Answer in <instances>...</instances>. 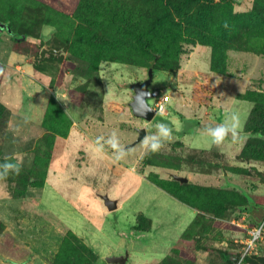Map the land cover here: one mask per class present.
<instances>
[{"label": "rangeland", "instance_id": "obj_1", "mask_svg": "<svg viewBox=\"0 0 264 264\" xmlns=\"http://www.w3.org/2000/svg\"><path fill=\"white\" fill-rule=\"evenodd\" d=\"M42 1L72 15L81 0ZM253 4L254 0H235L234 11H250ZM39 31L47 45L56 32L49 25ZM32 41L24 44L31 51L36 45ZM12 45L11 37L0 30V66L6 68L0 101L9 111L6 124L0 128V156L19 162L23 170L33 166L38 139L46 132L43 119L51 101L66 114L59 123L70 122V131L66 137H56L43 186L0 181V220L5 224L0 234V264H52L69 231L96 252L98 264H109L105 257L117 251L130 254L128 264H239L235 259L254 226L249 214L237 208L219 216L199 211L193 223L181 213L174 197L143 179L149 174L162 179H171L173 174L190 178L199 171L211 174L210 182L203 176L199 183L230 191L244 189L259 193V200L263 199L260 185L264 175L256 169L247 174L230 166L219 152L238 153V142L215 146L203 134L197 133L194 140L183 136L192 135L194 128L223 124L228 113L222 108L228 100L235 104L236 100L244 101L242 95L251 90L264 92V54L226 51L228 72H215L209 82L215 88L212 100L219 108L218 115L213 114L215 120H209L203 110L186 107L185 101H194L190 99L194 90L203 89L198 87L205 73H210L212 48L185 44L180 69L154 72L150 89L170 95V101L167 114H157L148 122L133 115L130 106L134 95L131 84L148 79V68L102 61L94 73L85 62L65 58L49 59L38 71L36 57L20 55L16 59ZM47 45L43 47L49 48ZM149 103L154 104V98ZM236 105L229 113H239L245 128L247 115ZM160 122L173 128L164 149L153 153L144 148L143 140L128 147L139 135L137 128L145 126L150 135ZM113 133L128 152L123 159H117L106 143ZM99 137L104 138L102 150L96 143ZM192 144L209 148H191ZM147 161L157 163L145 165ZM257 163L264 169V162ZM104 196L117 200L119 208L108 210ZM142 214L154 220L150 231L135 228L143 224L139 219ZM70 254L73 257L69 260H76L75 253ZM253 255H264V231Z\"/></svg>", "mask_w": 264, "mask_h": 264}, {"label": "trees", "instance_id": "obj_2", "mask_svg": "<svg viewBox=\"0 0 264 264\" xmlns=\"http://www.w3.org/2000/svg\"><path fill=\"white\" fill-rule=\"evenodd\" d=\"M234 2L235 0H81L73 14L69 15L42 0H0V21L12 30L11 34L6 30L2 31L11 37L13 49L36 57L34 66L38 71L43 69L42 64L49 59L68 58L71 61L85 62L90 72L94 73L98 72L102 61L126 63L148 70L153 68L154 72L174 73L181 67L180 57L186 53L185 44H201L212 48L211 71L225 75L228 72L227 50L264 54V0H254L250 11L240 13L234 11ZM43 25L53 26L56 31L48 45L44 44L40 36L39 30ZM23 35L26 37L22 38ZM29 40L36 44L32 51L24 47ZM45 45L63 52L50 53L41 60L40 52ZM4 74L5 69L0 66V86ZM206 78L207 76L200 82L201 87L197 85L203 89H195L193 92L194 100L204 106L210 104L214 91ZM242 99L253 105L244 129L247 141L238 158L246 163L264 162V92L251 90L243 94ZM8 113L7 107L0 101V128L6 124ZM65 115L57 103L49 102L43 119L46 132L38 139L33 166L29 170L22 169L16 178L9 175L7 181L26 186L44 185L56 137H66L70 131V122L59 123L60 118ZM257 133L260 138H257ZM221 155L226 159L224 154ZM6 161L13 162L0 156V164ZM145 163L156 165L157 162ZM237 168L247 174H252L251 170L256 169ZM257 173L264 175L258 170ZM148 179L181 202L195 208L198 211L196 217L199 216V211L219 216L230 208L250 211L256 203L264 204V197L259 200L261 197L244 189L230 191L226 188L185 183L174 178L162 179L155 174H149ZM140 218L143 224L138 223L135 228L149 230L152 221L145 215H140ZM4 229L5 224L0 220V234ZM71 252L75 253L76 258L72 262L69 260V256L73 257ZM85 255L87 258H82ZM249 256L243 259V264H264V255ZM97 260L96 252L82 243L73 231H69V236L64 238L52 264H98Z\"/></svg>", "mask_w": 264, "mask_h": 264}, {"label": "crops", "instance_id": "obj_3", "mask_svg": "<svg viewBox=\"0 0 264 264\" xmlns=\"http://www.w3.org/2000/svg\"><path fill=\"white\" fill-rule=\"evenodd\" d=\"M12 53H14L13 55H15L16 57V59H19V57L18 56H28V55H26V54H24V53H20V52H17V51H15L14 49H13V47H12ZM5 73H6V68H5ZM5 75V74H4ZM4 75H3V78H2V82H1V86H2V83H3V80H4ZM177 75H179L178 73L177 74H175L174 76H177ZM205 75L207 76V78L205 79L206 81H208V83L210 82L211 83V81H212V79H214V76H215V72H213V71H211V69H210V73H205ZM215 79H216V77H215ZM10 81H12V76L10 77V79H9ZM209 83V85H211L212 86V84H210ZM1 88V87H0ZM213 89H214V91H215V88L213 87ZM213 91V96L215 95V92ZM190 99H193V97L192 98H190ZM214 99L213 100H211V102H210V104L209 105H207V106H204V105H201V104H199L197 101H191V102H189V103H187V101H185V103L186 104H188V106H186V107H189V105H190V107L191 108H198V109H201V110H203L204 112H203V115L205 116V118L206 119H209V120H215V118H214V115L213 114H217L218 115V110H219V108H218V106H217V104L215 105V103H214ZM246 100H244V101H240V100H236L235 101V104H233V102L232 101H230V100H228L227 102H226V104H225V106L222 108V110H223V112L226 110L227 111V113H229L231 110H232V108H233V106H235L236 104V106H238V109L237 110H243L245 113H246V115H247V119H248V117H249V114H250V112H251V109H252V103H250L249 101V103H247V102H245ZM193 103H194V105H193ZM192 106H194V107H192ZM185 107V108H186ZM171 110H172V108H170ZM225 109V110H224ZM216 111H217V113H216ZM46 112V111H45ZM244 129L245 128H243V131H244ZM175 130H177V132H178V130L179 129H176V127H175ZM205 130L206 129H204V130H202V129H200V128H194L193 129V131H194V133L192 134V135H190V136H188V137H185V136H183L184 138H191V139H193L194 140V137H195V135H197V133L198 134H203L204 135V137H206L207 135H206V132H205ZM245 134V133H244ZM199 136V135H198ZM207 138H208V136H207ZM246 141H247V136H246V138L244 139V141H239L238 143H235V144H238L237 145V147H239L238 148V150L240 149V151L238 152V153H236V152H231V153H229V152H225V151H219L221 154H224L225 156H226V161L229 163V165L230 166H239V167H246V168H256V170H259L260 172H264V169L262 168V166L261 165H259L257 162H251V163H246L245 161H242V160H240V159H238L237 158V156H239V154L241 153V151H242V149H243V146H244V144L246 143ZM194 143V142H193ZM196 143V142H195ZM197 144H192L191 145V148H197V149H208L209 147H202V146H199V144H198V146H196ZM210 148H212V147H210ZM224 169V168H223ZM227 173V172H226ZM227 175V174H226ZM203 176H206L205 178V180H209L208 182H210L211 180H210V178H211V174H207V175H205V174H203V173H201V172H199V171H195V172H193V174L192 175H190V178L188 177V176H185V177H187L188 179H190V180H188V182H191V183H194V184H198V185H204V186H209V184H205V183H199L198 182V180L199 179H201L202 180V177ZM236 177V176H235ZM235 177H233L234 179H235ZM143 180H147V181H149V182H151L148 178L147 179H143ZM154 184V183H153ZM155 185V184H154ZM157 186V185H156ZM210 186H212V185H210ZM261 186V188H262V190L263 191H261L260 192V194H264V182H263V184H261L260 185ZM158 187V186H157ZM158 188H160V187H158ZM161 190H163V192H166L167 194H169L167 191H165L164 189H162V188H160ZM58 191V190H57ZM247 192L248 193H250L248 190H247ZM58 193H60L59 191H58ZM250 194H253V195H256V194H259V193H250ZM170 196L173 198L174 196H172L171 194H170ZM170 197V198H171ZM174 201H175V203L176 204H178V206H179V209H180V211H181V213L182 214H185V215H188L187 217H188V219H191V222L196 218V216L198 215V211L195 209V208H192L191 206H189V205H187V204H185V203H183V202H181L180 200H178L177 198H175L174 197ZM117 201V200H116ZM118 202V201H117ZM119 202H118V207H117V209L119 208ZM183 206H185V207H183ZM188 209H192V212L191 213H189L188 212ZM245 213H247V214H249L250 216H251V218L253 219V221H254V226L255 225H257L263 218H264V204L263 203H256V205L254 206V208H250V211H248V210H246L245 211ZM142 215H144V214H142ZM146 216V215H145ZM147 217V216H146ZM148 219H150L151 221H152V223H154V220L153 219H151L150 217H147ZM190 222V223H191ZM152 223H151V227H152ZM189 223V224H190ZM188 224V225H189ZM151 227H150V229L149 230H147V231H150L151 230ZM116 253V255H119V254H122V253H120V252H115ZM119 253V254H118ZM129 256H130V254H129Z\"/></svg>", "mask_w": 264, "mask_h": 264}, {"label": "clouds", "instance_id": "obj_4", "mask_svg": "<svg viewBox=\"0 0 264 264\" xmlns=\"http://www.w3.org/2000/svg\"><path fill=\"white\" fill-rule=\"evenodd\" d=\"M227 26V25H225ZM161 114L164 112V107L161 106ZM206 135L210 139V143L215 146H221L225 143L239 142L246 138V134L243 131V124L241 117L237 112H231L226 114L225 121L215 127L209 126L205 130ZM257 138H260V134L257 133ZM173 136V128L169 123L160 122L156 125V132L150 135H146L143 138L142 144L145 149L155 153L165 148L166 143L171 141ZM103 137L97 138V145L100 149H103ZM106 143L114 150L117 159H123L127 154V150L121 145L119 137L113 133L106 141ZM22 171V165L19 162H4L0 164V181H5L11 174L19 175Z\"/></svg>", "mask_w": 264, "mask_h": 264}, {"label": "water", "instance_id": "obj_5", "mask_svg": "<svg viewBox=\"0 0 264 264\" xmlns=\"http://www.w3.org/2000/svg\"><path fill=\"white\" fill-rule=\"evenodd\" d=\"M0 30H6L9 34H11L12 32L11 28L2 21H0ZM25 37H26L25 35L22 36V38ZM62 52H63L62 50L58 51L53 48L43 47L40 52V59L42 60L47 54L50 53L61 54ZM153 78H154V70L153 68H150L148 70V79L144 81H137L131 84V88L134 92L133 100L130 103L133 115H135L138 118L144 119L148 122L153 121L157 115L156 110L149 103V99L156 98L160 94V91L158 89L151 90L149 87V85L153 81ZM137 131L139 133L137 139L131 145H128V147L133 146L138 142L142 141L143 138L147 135V128L145 126L137 128ZM223 171L224 173H226L225 169H223ZM172 176L174 179H177L185 183H187L189 180L187 177L177 174H173ZM104 202L108 210H115L118 207V202L114 199L109 198L108 196H104ZM105 259L109 264H128L129 253L126 252L119 255L112 254L106 256ZM237 261L238 258L235 259V263H237Z\"/></svg>", "mask_w": 264, "mask_h": 264}, {"label": "built area", "instance_id": "obj_6", "mask_svg": "<svg viewBox=\"0 0 264 264\" xmlns=\"http://www.w3.org/2000/svg\"><path fill=\"white\" fill-rule=\"evenodd\" d=\"M170 101V95L168 94H160L156 98H154V104L152 106L156 110L157 114H161L160 109L161 106L164 107V112L162 114L168 113V105ZM264 231V218L255 226L249 229V236L245 242V246L241 251V255L238 258V263H242L243 259L251 254L257 253L258 243L262 237Z\"/></svg>", "mask_w": 264, "mask_h": 264}]
</instances>
